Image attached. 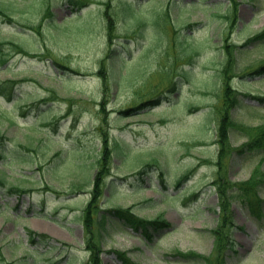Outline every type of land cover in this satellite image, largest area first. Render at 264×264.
<instances>
[{
	"label": "rangeland",
	"instance_id": "obj_1",
	"mask_svg": "<svg viewBox=\"0 0 264 264\" xmlns=\"http://www.w3.org/2000/svg\"><path fill=\"white\" fill-rule=\"evenodd\" d=\"M8 1L17 8L12 23L0 16V40L12 39L30 52L18 51L0 64V79L32 80L21 83L13 97L0 95V132L9 147L20 143L38 150L29 153L33 161L7 154V167H0L12 184L34 188L20 200L0 190V203L12 206L0 214V264L90 261L93 235L80 217L97 171L84 165L101 155L106 136L113 155L95 217L133 205L139 217H162L171 225L153 228L149 236L123 219L110 220L96 236L103 264H124L122 253L133 264H264V209L254 215L247 203L264 200V182L243 198V181L254 172L264 175V149L221 152L218 132L225 45L239 46L264 28V0H237L234 27V12L227 11L234 0H84L89 5L80 8L68 0ZM126 2L133 16L126 14ZM189 49L198 51L191 61ZM233 58L228 80L247 96L229 112L250 129L264 126V102L255 98L264 96V70L249 74L264 62V41L237 49ZM51 86L77 100L34 106L31 98L47 95ZM160 95L157 104H144ZM239 127L232 132L234 147L253 137ZM73 147L81 153L67 151ZM55 152L71 162H52ZM48 184L55 194L41 192ZM225 216L233 219L227 229L237 250L227 253V263L219 259L212 234ZM28 228L49 238L32 243ZM179 253L194 256L188 260Z\"/></svg>",
	"mask_w": 264,
	"mask_h": 264
},
{
	"label": "trees",
	"instance_id": "obj_2",
	"mask_svg": "<svg viewBox=\"0 0 264 264\" xmlns=\"http://www.w3.org/2000/svg\"><path fill=\"white\" fill-rule=\"evenodd\" d=\"M69 2H72L74 5L76 6H83L85 5L83 0H68ZM238 5L239 2H237V0H234V5H232L231 3L229 4V9L227 11H231L234 12V14L232 15L233 18L231 19V23L230 25L234 27V25H236V11L238 12ZM16 4H13L11 1L8 0H0V16H2L5 20H7L8 22L12 23L13 22V17L11 15V11H15L17 7H15ZM126 10V14L128 16H133V12L134 9H131V7H129V5L126 6L125 8ZM49 14L48 16H52L54 13H52L53 11H51V9L49 8L48 10ZM231 18V17H230ZM158 23V22H155ZM188 26H192V23H189ZM31 28H33V26H30ZM34 29V28H33ZM264 41V28L262 29V31L258 32L257 34L252 35L251 37H249L247 39L246 42L242 43L241 45H236L234 43H227L225 45V48H227L226 51V60L223 61V66L221 67V73L220 76H222L221 80H222V91L224 92V96H223V104H222V109L219 110V112L221 113V119H220V126L218 128V132L221 133V144H222V149L221 152H225L226 151H230L232 150V144L230 142V136H231V132H233V129L239 125L244 132L249 129L250 130V134H253L252 139H250V141L247 143V145L245 144L244 147H242V149L240 150L245 151L246 148H253L254 150L256 149H264V126H255L253 129H250L248 127H246L245 125L238 123L235 121V119L231 116V112H229L230 108H233L235 105H241L242 101L240 100V96L241 93L234 88L233 86H231L230 82H229V77L232 76L233 72H234V58H233V54L234 52L237 51V49H240V51L242 50V47H247L252 45V43H257V42H262ZM9 45L10 47H14L13 52L10 50H6L3 46L4 45ZM19 49V50H18ZM12 50V49H11ZM24 52L26 54H28L30 51L26 50L23 46H21L19 43H16L15 41H13L12 39H3L0 40V64L2 65H6L10 59L13 58V56L15 54H17V52ZM189 51H191V54L188 55L189 60L191 61L193 54L195 55L196 51L195 49H189ZM187 57V58H188ZM54 62L56 63V65L59 66V68H69L68 66H65L62 62H58L56 60H54ZM70 69V68H69ZM264 70V62L258 66L253 68L249 74L253 75L255 73L261 72ZM67 72V71H66ZM32 80V78H27V77H21V78H8L6 79H0V95L3 96L5 99L9 98L10 96L13 97L14 92L16 90V88L21 84L24 83L26 81ZM27 98H31L26 97L24 98V100H28ZM57 98H65L66 101H73L75 102L77 99H74V97H70V96H61V93L58 91V87L55 86H51L49 88V93L47 95H35L34 97H32V104L34 106H36L37 108H40L42 105H48L51 104L52 102H57L60 100H57ZM74 99V100H73ZM258 100H260L261 102H264V97H258ZM72 102V104H73ZM51 108V107H50ZM105 108V107H104ZM196 107H193V109H195ZM52 110V109H51ZM49 110V111H51ZM54 115L52 116L53 118V124H57L58 123V119H57V112H53ZM52 118L50 120H52ZM76 118V117H75ZM78 121V118H76L74 120V123H76ZM52 124V125H53ZM53 141L52 138H50V141ZM70 148L67 151L69 153L72 154V152L76 153H81L80 150H77L75 148ZM102 153L101 155L96 159L95 162H91L89 167L84 165L85 163H82L81 165H84V169L85 171H87L88 168H90L92 166L93 169H95L97 171L96 175H95V179L93 180V187H92V199L88 202V206L83 210V214H84V220H83V224L86 226V228L88 229V232L92 233V238L89 240L88 242V248L91 249V259L89 261L88 264H102V258L100 256L101 251H102V245L101 242L99 243V241H101L100 239H96V236L98 235H102L101 233H98L97 235V231H95V224H94V214L93 212L95 211V208H97V201L99 200L100 196L102 195L103 192H101L102 190V183L104 182L103 180L106 178V176L109 174V169H110V165L112 162V155H113V150L111 149V146L109 145L108 142V138L107 136L105 137L104 140V144L102 146ZM38 150V147L34 146V145H26V144H15V145H11V147H9L7 145V143H5V135H3L0 132V167L2 165L3 168L7 167L6 162L4 161L5 157L7 154H12L14 155V157L18 160V161H22L24 158L25 159H30V161L34 160V157H31L30 155L33 152H36ZM30 152H32L31 154H29ZM63 153L61 152H55L54 155L51 158V161L54 162L55 160H57V162H61L62 164H69L71 161L68 159V156L65 155L64 157L62 156ZM63 160H65V162H62ZM42 167V165L40 166V168ZM39 168V169H40ZM78 168V167H77ZM81 168V167H80ZM78 168V169H80ZM0 190L1 192H8L9 194H15L16 196H18V199H24L25 194H29L32 191H34V188H28L25 187L24 185H16V184H12L10 182L11 180V176L8 175L7 172H5L4 170H2V168L0 169ZM28 178H30V175H27ZM93 179V178H92ZM92 181V180H91ZM262 181H264V176L260 175V174H253V177L249 180H247V182H244V186L243 189L246 193H248L249 191L253 192L254 190H256L258 188V184L262 183ZM89 184L90 179H89ZM92 184V183H91ZM57 189H54L52 186H50L49 184L46 185L43 190H41L42 193H44L45 191H50V192H54ZM223 199V203H224ZM227 200V204H228V199ZM250 203H252V208H251V212L253 214H256L257 211H259L260 209H262V202L263 199L258 198V200L254 201V203L251 200H247ZM256 202V203H255ZM226 204V206H227ZM12 206H10L9 202L5 201L2 203H0V214H3V212H7ZM31 209V207L29 208V210ZM21 214H18V216H20ZM257 215V214H256ZM112 216L115 218H124L126 220H128V223H131L135 226H137L138 228H142L144 233H149V236L152 235V232H150V230H153V228L155 229H159L164 227L165 225H168V221L164 220L163 221H159L157 220H149V219H145V218H139L137 217L133 212H130L129 210H124L121 207L120 208H112L109 211L104 212V214H102V217L99 219V224H101L103 227H105V219L107 217ZM227 220H229L228 218H225V222L223 224H220L219 227H217V229H215L213 231V234L216 237L217 240V251L220 253V255L222 256L225 252L226 249L232 248L234 245L229 244L230 242V235L226 233L224 227H225V223L227 222ZM98 230V229H97ZM34 233V232H33ZM89 236V235H88ZM43 238L47 239L46 235H42ZM93 238H95L96 240H94ZM32 241H35L34 238H32ZM180 254V253H179ZM124 264H133L132 262H130V260H128L127 256L124 255L123 253L121 254ZM180 255H183L184 257H188L189 258V254H183L181 253ZM193 254H191L192 256ZM220 255H219V259H220ZM121 257V256H120ZM225 257V254H224ZM222 258V257H221ZM219 261V260H218Z\"/></svg>",
	"mask_w": 264,
	"mask_h": 264
}]
</instances>
